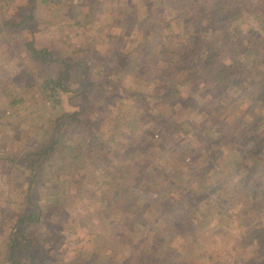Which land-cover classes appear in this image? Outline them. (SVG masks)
I'll list each match as a JSON object with an SVG mask.
<instances>
[{"label": "rangeland", "instance_id": "obj_1", "mask_svg": "<svg viewBox=\"0 0 264 264\" xmlns=\"http://www.w3.org/2000/svg\"><path fill=\"white\" fill-rule=\"evenodd\" d=\"M173 2L0 0V264H264V208L249 199L264 195V99L253 88L264 65L242 55L251 24L233 28L229 40L216 37L217 28L211 39L201 31L191 40L189 64L200 68L210 46H220L210 67L233 65L237 83L214 88L198 72L180 83L186 71L166 56L196 37L174 19L166 26L177 12ZM256 24L264 39V20ZM28 43L55 59L40 65ZM160 46L166 49L158 55ZM63 61L72 64L65 89L49 95L41 84L62 74ZM176 81L181 97L170 87ZM172 121L185 122L187 132L169 130ZM91 131L100 171L122 168L138 183L155 175L149 182L168 190L147 184L131 198L146 217L121 221L102 192L86 190L92 183L84 163L58 164L67 144L84 152ZM56 137L54 150L38 157ZM27 211L39 220L18 222ZM253 251L260 257L248 260Z\"/></svg>", "mask_w": 264, "mask_h": 264}, {"label": "trees", "instance_id": "obj_2", "mask_svg": "<svg viewBox=\"0 0 264 264\" xmlns=\"http://www.w3.org/2000/svg\"><path fill=\"white\" fill-rule=\"evenodd\" d=\"M166 1H169V0H166ZM172 1H174V2L171 6L174 7V10L177 12L173 13V16H170L167 19V21L165 22L166 26H169L171 19H174V22H177L180 25H182L183 28L185 29L186 33L190 34V36H189L190 38L196 37V38H191L189 40V47L188 48H186V46L184 48L179 46L177 48V50L175 49V52H174V50H173L174 48L172 47L171 51H173V52H170V54H168V55L166 54L168 64L180 65V66H182V67H180V69L186 71V75L183 76V74H180V83L181 82L183 83L188 79H191L192 76L190 74L195 73V72H198L197 73L198 79H200L202 77V79H204L205 84L207 86H212L214 88H218V87L222 88V85H225V84L233 85L234 83H237L236 81L233 80L235 77L234 72H233L234 70L232 69L233 65H228V64L225 65L226 66V69H224L225 72L221 71L220 67L219 68H217V67L211 68L212 66L210 67V65H211L210 59H213V58L216 59L217 58L216 56L219 55V51H220L219 47L220 46H210L209 49L207 48L208 49L207 55L205 56V58L206 57L207 58L204 59L205 62L203 63V65H201L200 68L195 69L194 65L189 64V62L193 58V53H191V44L193 47V45L195 43V41L191 42V40L199 39V38H197L198 32H200V33L203 32L204 34L208 35L207 36L208 39L213 38L212 37L213 35H211V34H213L216 31L215 28H217L216 37L217 36L222 37V35H223L224 37H226L227 40H229L230 35H232L234 33V30L239 29V25L241 26L242 24H244V26H245V25L251 24V26H248V28H247V30H248L247 33L245 35H243L246 39L245 40L246 47L244 49L245 52H243L242 55L246 56L248 58V61L251 60L254 56H256L257 58H261L262 59L261 63H263V65H264V39L262 37L263 34H262V30H259L260 28L258 30L255 29V26L257 25L256 24L257 20H258L259 24L261 23V20H264V0H172ZM259 1H261V4H259ZM160 3H161V5H163L162 2H160ZM147 18H145V20L151 19V18H148V19ZM155 27H156V25L151 29L153 30ZM197 27H199L200 30H198ZM260 27L262 28L263 26L260 25ZM161 28L163 29L164 25ZM230 28H232V30ZM233 28H234V30H233ZM158 30H159V28H156V31H158ZM238 37H239V35H238ZM252 39H254V40L252 41ZM209 41L210 40H206V43ZM147 43H150V41L148 39H146V41H144L142 43H139L137 45V49H139L140 51H143L145 44H147ZM157 45H158V41H156V46ZM27 46L30 49V53H31L32 58L36 59L40 65L47 66V62H50V61L55 59L52 56V52L47 48H42V47L37 48V47H34L32 44H29V43ZM163 48H164V46H160V49L157 52L158 55L162 52H165L166 48H164V49ZM192 51H195V50L192 49ZM161 59H163V57H161ZM217 62H218V59H217ZM233 63L235 65L239 66V60H234ZM63 64H64V69L62 70V74L58 75L56 78L45 77L43 80V84H41V89L45 90V92L47 90L49 95L57 86L65 89L63 79L65 77H67L68 69L72 66V64L69 62H66V61H63ZM199 75H201V76H199ZM203 75H205V77H203ZM259 75L260 74H258V76ZM178 84H179V82L176 81L175 84L172 83L170 86V87H173V86L175 87L174 88V94H173L175 97H177V95H178V97H181L179 94L181 92L176 87V86H178ZM253 88L257 89L256 95L260 96L261 100L264 99V69H262V74L257 79V81L254 83ZM140 95H142V93H140V94L136 93V94H134V97L136 99L137 98L140 99ZM187 97L188 96H186V98ZM17 101H19V99L13 98L11 100V102H13V103H16ZM233 101H235L234 98L229 101L230 105L235 104V102H233ZM214 103L215 102L213 99L212 104L214 105ZM218 111H219V109L217 110V112ZM239 118H240V116L238 117V119ZM74 119H75V117H74ZM166 119L169 120L168 117ZM186 126L187 125H185V122L179 121L177 123H174L172 121V124L169 123L168 129L171 131L183 129L184 132H187ZM187 129L191 130L192 128L187 127ZM248 129H250V127H248ZM248 129H247V134H251L254 132L256 127L252 126L250 129L251 130L250 132H248ZM197 132H198V134L200 133L198 130H197ZM245 133H246V131H244V134ZM97 137L98 136H97L95 131L89 132L88 139H86L85 142L82 141V143L86 147V150H84V152L81 150V148H80L81 146L77 147V148H79L77 150V148L75 146H73L71 144H67L68 147L66 146V148H68L67 149L68 155L63 150V154L61 156V159L58 160V164H61L62 161H65L64 162L65 164L66 163L71 164L72 162L84 163V165H82V166L88 167L90 172H91V174H90L91 180L90 181L92 183V185L86 186V190L89 189L88 191H92L94 193H96V191H97L96 194L102 192L103 197H102L101 201L102 200L106 201V203L108 202L109 204L113 203V206L110 207V210L116 211L115 213L117 215H119V213H123V215H125V216L122 215L121 221L122 220H123V222H126V220L128 221L129 216H133V218L139 217V219L141 217H143V218L146 217V213L149 214L150 212H146L145 210H140L141 208H139L137 206L138 204L136 202L132 201L133 203L130 204L131 198L134 195H136L138 193V191L142 192V190H145V188L147 187V184H150L149 187L152 186L153 190H159L160 192L163 190H165V191H168V190H166L165 186H157L155 180L152 183L149 182L152 178L155 177V175H149V178L144 180V182L138 183L139 179L137 178L136 175H135L136 178L135 177L130 178V181H128L129 178H128V176H126L125 172L123 173L122 168L114 167L111 169H105L103 171H100L98 169V167H96L94 165L95 161L98 158H100V157H98L97 154H95V153L99 152L100 148L95 149L97 146V143H95L93 145L94 140H96ZM248 137H252V136L249 135ZM110 140H108V141H110ZM58 141H59V139L57 137L55 139H53L52 141H50V143L45 141L44 142V145H45L44 149L41 152L37 153L39 155L38 157H41V155L43 153L52 152L54 150V148L57 146ZM252 141L254 143L256 142V140L254 138ZM260 142H263V140H261ZM138 152H140V151L138 150ZM242 152L246 155L250 154L249 145L247 146V148L245 147ZM30 153H32V151H29L26 154V156H29ZM7 159H9V156H7ZM70 159H71V161H70ZM60 160H62V161H60ZM31 163H33V161H31ZM132 176L133 175H131V177ZM224 180H225V178L221 180V183H223ZM256 180H254V181H256ZM219 182L216 184V186L218 185L220 187L221 184ZM101 184H102V186H101ZM237 184L238 183L236 182V185ZM160 187H162L163 190L160 189ZM259 187L260 188L257 190L259 192L260 191L262 192V190H263L262 185H259ZM234 188H235V186L232 187V190L237 189V188H235V189ZM212 190H211V192H212ZM258 196L260 198L257 199L256 195L252 194L249 197L250 203H252L254 206L256 205V207H258L260 209H263L264 206L261 205L260 202H264V195H258ZM164 198H166V197L164 196ZM153 199H155V198H153ZM161 199H163V197H161ZM151 200H152V197L149 196V201L147 202L146 206L149 205L152 208V205L150 203ZM145 202H146V200H145ZM257 202H259V203H257ZM103 203H105V202H103ZM179 205H181V203H179ZM180 207L183 208L184 206L181 205ZM258 208H257V210H258ZM176 211H177L176 209L172 208L171 210H169V213L171 214L172 218L175 220L176 224L178 225L180 223V226H181V219L178 217V215H174L176 213ZM17 219H18L17 221L20 223L24 222L25 220L29 221V222H32L34 220H39L38 215H36L33 211H27L26 213L19 215ZM129 221H131V220H129ZM168 222H169V220L166 221V225L163 228H168L167 227ZM256 229L257 228H255L253 230H256ZM153 231L155 232V229H152V232ZM262 231H264V230H262ZM152 232H147V235L151 234ZM158 232L159 231H156L154 237L159 238ZM17 242L18 241L16 238H12V240L10 242V245H12V248L15 247ZM13 251L14 250H12V253H13ZM255 252H257V250H255ZM255 252L253 251V254ZM257 253H255L256 256L253 255L247 259L248 260H255V259L259 258L260 255L258 256Z\"/></svg>", "mask_w": 264, "mask_h": 264}]
</instances>
